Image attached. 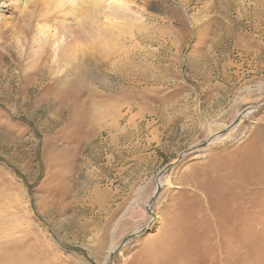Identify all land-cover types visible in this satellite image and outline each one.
I'll return each mask as SVG.
<instances>
[{
  "label": "rangeland",
  "instance_id": "obj_1",
  "mask_svg": "<svg viewBox=\"0 0 264 264\" xmlns=\"http://www.w3.org/2000/svg\"><path fill=\"white\" fill-rule=\"evenodd\" d=\"M88 6L0 9V264H264V0Z\"/></svg>",
  "mask_w": 264,
  "mask_h": 264
},
{
  "label": "bare ground",
  "instance_id": "obj_2",
  "mask_svg": "<svg viewBox=\"0 0 264 264\" xmlns=\"http://www.w3.org/2000/svg\"><path fill=\"white\" fill-rule=\"evenodd\" d=\"M33 0H0V9H2V8H4V7H9V8H12V9H17V11L19 10V8L20 9H23L24 8V6L25 5H30L31 4V2H32ZM70 1V0H69ZM72 2L73 1H75V0H71ZM82 1H84L85 2V4H89V6L90 5H92V4H94V3H106L107 4V8H110L112 5H114V0H82ZM119 1H121V0H115V3H119ZM82 3V2H81ZM88 6V7H89ZM111 9H113L112 7H111ZM43 17V16H42ZM45 18V19H44ZM48 18H50V20H47V18L44 16L43 17V19L42 20H40L41 22H39L36 26H35V30H34V32H33V34H34V36L35 37H38V38H40V36L42 37L43 36V34H45L44 35V37L45 38H47V37H49V35H50V32H48V30L50 29L49 28V25L48 24H50L49 23V21H51V19H52V17H48ZM0 22L4 25V26H6L7 25V23H6V20L4 19V17H2V14H0ZM116 22V21H115ZM113 24V23H112ZM52 25V24H51ZM62 29V28H61ZM66 30V29H65ZM33 31V30H32ZM46 33H47V35H46ZM53 37V36H52ZM51 38V37H50ZM53 40V39H52ZM55 40V39H54ZM63 43H65V42H63ZM55 44V41H52V44L51 45H54ZM18 47H19V49L21 50V47H22V45H20V44H18ZM61 49H62V51L65 53V49H64V45L62 44V43H58V44H56L55 46H54V54H55V56H56V58H57V54L61 51ZM21 52H22V50H21ZM24 52V51H23ZM22 52V53H23ZM24 54V53H23ZM23 56V55H22ZM80 58V57H79ZM76 59V56H74V60ZM81 59H83V57H81ZM73 60V61H74ZM77 61V60H76ZM72 62V61H71ZM77 62H79V59H78V61ZM76 63V62H75ZM67 64L69 65V63L67 62ZM71 65V64H70ZM73 65H75V64H73ZM68 67V66H67ZM246 116V114L244 113V114H240L239 115V117H241V116ZM228 128V127H227ZM226 129V128H225ZM216 136H217V138L218 139H214V141H217V140H219L221 137H222V135L221 134H216ZM212 141V140H211ZM213 141V142H214ZM111 248V247H110ZM113 248H114V246L111 248V250L110 251H112L113 250ZM110 251H108V252H110ZM111 253V252H110Z\"/></svg>",
  "mask_w": 264,
  "mask_h": 264
},
{
  "label": "water",
  "instance_id": "obj_3",
  "mask_svg": "<svg viewBox=\"0 0 264 264\" xmlns=\"http://www.w3.org/2000/svg\"><path fill=\"white\" fill-rule=\"evenodd\" d=\"M244 113H247V111H244L242 114H244ZM239 118H240V117L238 116V117L236 118V120H239ZM236 120L232 123V125H234V123L236 122ZM232 125H231V126H232ZM231 126H230L229 128H226L223 132H226L227 130H229V129L231 128ZM223 132H221V133H223ZM221 133H219V134H221ZM213 137H215V136H213ZM213 137H211L207 142H205V143L202 144L201 146L196 147L195 149L202 148V147L208 145L209 143H211V140L213 139ZM187 152H188V151H187ZM187 152L182 153V154L178 157V159H177L176 162H179V160L181 159V157L184 156ZM174 165H175V164H171V165L165 167V168L163 169V171L158 175V178H157V180H156L157 189H156V191H155V193H154L152 199H151V200L147 203V205H146V211H147L148 213H149V208H150V206H151V204H152V200H153L154 198H156L157 195L159 194V189L161 188V185H160V183H159L160 178L163 176V174H164L168 169L172 168ZM149 214H151V213H149ZM138 235H140V232H137V233H134V234L130 235L126 240H128V239H130V238H132V237H136V236H138ZM123 242H124V241H123ZM112 255H113V253H110V261H111V259H112Z\"/></svg>",
  "mask_w": 264,
  "mask_h": 264
}]
</instances>
